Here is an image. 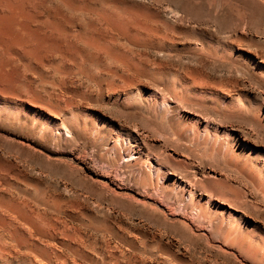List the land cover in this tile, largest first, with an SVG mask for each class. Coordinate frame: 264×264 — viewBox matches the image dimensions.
<instances>
[{"label":"rangeland","instance_id":"374dc122","mask_svg":"<svg viewBox=\"0 0 264 264\" xmlns=\"http://www.w3.org/2000/svg\"><path fill=\"white\" fill-rule=\"evenodd\" d=\"M234 2L0 0V190L66 203L61 234L0 217V264H264V0Z\"/></svg>","mask_w":264,"mask_h":264},{"label":"bare ground","instance_id":"6f19581e","mask_svg":"<svg viewBox=\"0 0 264 264\" xmlns=\"http://www.w3.org/2000/svg\"><path fill=\"white\" fill-rule=\"evenodd\" d=\"M231 1V0H230ZM234 1V0H233ZM235 2L240 5H236ZM234 4L237 8L236 9V20H239V13H245V12H241V7H245L247 9V11L251 14V10L255 7V2L256 0H235ZM234 6V7H235ZM231 7V6H230ZM244 8V9H245ZM232 9V8H231ZM232 10H230L231 12ZM249 13L247 14V16L249 15ZM226 14V12H225ZM246 14V13H245ZM221 16V15H220ZM243 16V15H242ZM125 52V51H124ZM108 53V51L106 52ZM98 54V53H97ZM108 55V54H107ZM106 55V56H107ZM122 56V55H121ZM112 58H116V57H112ZM111 58V59H112ZM119 58V57H118ZM141 58V57H140ZM110 59V57L108 58ZM118 60H116L117 62ZM103 62V61H102ZM107 62V61H106ZM111 62V61H110ZM114 62V66L115 63ZM113 63V60H112ZM120 64V63H119ZM110 65V64H109ZM113 65V64H112ZM117 65V64H116ZM5 66V65H4ZM119 66V65H118ZM120 67H123L122 64ZM117 68V67H116ZM124 68V67H123ZM64 75H67V71H63L62 72ZM89 77V76H88ZM94 82V81H93ZM121 82V81H120ZM94 86V85H93ZM110 86V85H109ZM109 90V89H108ZM37 97V96H35ZM133 99V98H132ZM135 99V98H134ZM157 100V99H156ZM155 100V101H156ZM159 101V100H158ZM162 102V101H161ZM158 103V102H157ZM161 104V103H160ZM164 104V103H163ZM166 104V101H165ZM2 104H0L1 106ZM226 105V104H225ZM163 107V105H160ZM167 106V105H166ZM4 109H0L3 110L4 112L6 111V115L9 116L11 119H14V121L20 116L21 112L19 111L17 105H15V103H8L7 105L3 106ZM223 107V106H222ZM224 110V109H223ZM225 112V111H224ZM227 112V111H226ZM19 120V119H18ZM209 124V123H208ZM43 128H41L42 130H49L51 131V133H53L54 135L59 134V128H57V126H53L48 124H43ZM198 126V125H197ZM209 125L203 126V130L201 132H197L195 131L196 128H192V130H190L189 132L192 134V136L194 135L195 137H203L204 135L206 136L208 141H211L213 138V134L215 133V135L217 134V132H220V128L217 126H212L211 129L208 128ZM200 129V128H199ZM198 129V130H199ZM62 131H64L61 128ZM194 130V131H193ZM225 130V129H224ZM223 130V131H224ZM213 132L212 134L206 135L207 132ZM225 133V141L223 140V142H221L223 148L225 150H230V148H228V143L227 138L232 137L233 135L228 132L225 131L223 132ZM190 136V135H189ZM218 137V136H217ZM205 138V137H204ZM203 138V139H204ZM215 138V137H214ZM233 141L236 140L235 137H232ZM202 141V140H201ZM234 144V142H233ZM133 151V150H132ZM232 151V149H231ZM126 152V151H125ZM231 153V152H230ZM232 154V153H231ZM116 156V155H115ZM114 156V158H115ZM126 156L128 158L131 159V157L133 156V152H131L130 150L128 151V153L126 154ZM236 157V156H235ZM233 160V159H232ZM128 161V160H127ZM143 164V163H142ZM144 165V164H143ZM139 168V167H138ZM142 170V169H141ZM153 170L158 173L160 171V167L156 164V166L153 167ZM137 171H140V169H137ZM153 172V171H152ZM138 173V172H137ZM158 175V174H157ZM3 176L1 177L0 174V182L1 184L3 183L2 181ZM9 181L6 183L7 186H11L12 185L9 183ZM14 186V185H13ZM177 186H185L182 183H179ZM191 190V189H190ZM189 190V193L191 194L192 191ZM40 193L38 200L36 201V203L33 202L30 203L31 201L25 198H20L19 202L15 201V198L13 197H7L5 196L4 192H1L0 190V217L2 218H6L7 220H9V222L14 223V224H22V226H27L28 229L31 231L32 235H36V236H41L42 234H45V232H47L48 230H53L56 231L57 234H61V232L59 230H57V227H63V218L65 216V210L63 211V203H65L64 198L61 197V194H52L53 196H51L50 194L48 195L44 190H39L38 191ZM53 197V199L51 198ZM56 198V200H54ZM52 199V200H51ZM86 199V198H85ZM17 200V199H16ZM62 204V207H61ZM66 204V203H65ZM72 217V216H71ZM222 220L218 222V228L220 230H222V228L224 227L226 229V231L228 232V236L232 234V232L234 233V231H232V224L230 223V219L226 220L224 218H221ZM4 221V220H3ZM15 226V225H13ZM17 227V226H16ZM26 227V228H27ZM64 228V227H63ZM77 229V228H76ZM238 232V231H237ZM77 233V231H76ZM75 233V234H76ZM75 236V235H74ZM239 236V235H238ZM71 241H67L66 245L69 247L68 248V252H70L73 255H78L77 250H80L84 256H86V258L88 257V255L90 254V251H94L95 250V240L93 241L91 238H87L86 240L84 239V241L82 242V240L80 241L79 239H77L75 237L76 240L73 239V235L70 238ZM81 242L80 245L82 246V244H84L85 248L80 247V245L78 244V242ZM28 242V241H27ZM26 242V243H27ZM106 244V243H105ZM30 245V244H29ZM73 246H76L73 247ZM31 247L39 252H43V254H47V250L43 249V247L39 246L38 244H32L31 243ZM102 250V249H101ZM106 250V249H105ZM102 252V251H101ZM104 255V254H103ZM127 255V254H126ZM71 256V255H70ZM100 257V256H99ZM119 257V256H118ZM112 259V258H111ZM122 260V259H121Z\"/></svg>","mask_w":264,"mask_h":264}]
</instances>
